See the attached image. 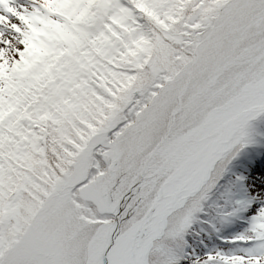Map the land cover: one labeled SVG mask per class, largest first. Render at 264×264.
Wrapping results in <instances>:
<instances>
[{
    "label": "snow or ice",
    "instance_id": "6c2138e0",
    "mask_svg": "<svg viewBox=\"0 0 264 264\" xmlns=\"http://www.w3.org/2000/svg\"><path fill=\"white\" fill-rule=\"evenodd\" d=\"M0 264H264V0H0Z\"/></svg>",
    "mask_w": 264,
    "mask_h": 264
}]
</instances>
